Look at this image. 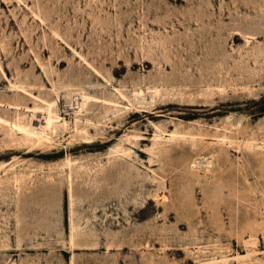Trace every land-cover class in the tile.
I'll return each mask as SVG.
<instances>
[{
    "label": "rangeland",
    "instance_id": "obj_1",
    "mask_svg": "<svg viewBox=\"0 0 264 264\" xmlns=\"http://www.w3.org/2000/svg\"><path fill=\"white\" fill-rule=\"evenodd\" d=\"M0 264H264V0H0Z\"/></svg>",
    "mask_w": 264,
    "mask_h": 264
},
{
    "label": "bare ground",
    "instance_id": "obj_2",
    "mask_svg": "<svg viewBox=\"0 0 264 264\" xmlns=\"http://www.w3.org/2000/svg\"><path fill=\"white\" fill-rule=\"evenodd\" d=\"M79 96H81V99H85V98L90 99V98L84 97L82 94H79ZM83 105L84 104L81 103L80 101L78 102V108H73L72 110L73 111L79 110L81 112L83 111ZM31 112H32V119H31L30 126L28 128L21 127L20 129L23 132L28 133L30 135H33V134L39 135L42 138V140H48V141L52 140L49 135L50 129L52 130V132H57L61 128V126L64 125V123H61L62 121H64V119L58 115H57V120L54 121L50 116L38 110H31ZM34 130L37 131L38 133H35ZM198 165H201V164H198Z\"/></svg>",
    "mask_w": 264,
    "mask_h": 264
}]
</instances>
